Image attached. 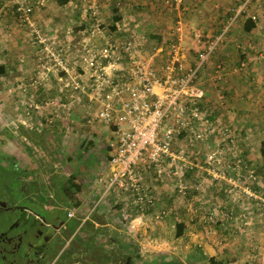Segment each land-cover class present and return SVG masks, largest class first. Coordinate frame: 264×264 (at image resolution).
I'll return each instance as SVG.
<instances>
[{"label":"crops","instance_id":"1","mask_svg":"<svg viewBox=\"0 0 264 264\" xmlns=\"http://www.w3.org/2000/svg\"><path fill=\"white\" fill-rule=\"evenodd\" d=\"M2 1L3 6L0 9V66L12 70L11 75L7 77L10 81L9 91L15 95V101L18 98L17 100L20 102H22V97L26 93L33 95L38 90H41L42 93L57 91L59 93L69 92L74 95L75 93L71 89L72 84L79 77L82 81L89 79L87 67L80 60L82 50L89 43L102 46L109 37L119 42L133 39L140 48L142 56L157 55L160 61L165 60L169 51V44L175 36L174 29L179 22L182 23L183 31L182 58L187 66H192L196 62L198 52L209 41L215 40L225 31L234 16V9L242 2V0H186L184 9L182 12H178L169 7L166 4V0H20L24 3H32L31 1L40 3L35 6L33 16L37 29L42 34L48 35L54 41L56 47L59 46L70 52L71 57L78 59L79 62L77 70L72 66L70 73H52L48 82L39 85L35 84L34 81H39L38 75L40 74L41 76V73H44L41 69H37L40 66H35L36 72H31V69L30 72H23L19 68L15 71V67H11V64L15 63L16 58L21 56L19 54L20 49L26 50V55L24 56L27 57V64H30V59L28 58L31 56L32 61V58L38 56L40 44L37 42L36 36L31 33L29 27L18 21L15 22V2L12 0ZM93 8L99 11V17L102 18L105 27V32L102 35L94 37L90 35V30L94 24V18L91 13ZM115 11H119L117 14L122 20L114 26L113 17ZM249 15L258 16V20L251 31L245 29V23L249 21ZM142 30L145 34L142 33ZM147 30L149 33H146ZM197 31L203 35L201 42H198L193 35ZM148 35H151V37ZM152 38H156L159 42L158 46L153 49L150 48V40ZM263 50L264 0H259L257 2L254 1L247 12L230 27L200 75V86L205 93L202 99L205 111L207 110L206 112L209 114L211 112L212 115H215L223 125L230 124L236 129L235 133L239 136L241 133H248L247 137H239V142L242 145L246 144V146L242 147L241 145V151L238 146L237 155L246 158L250 164L255 166L254 168L261 167L263 169L260 174L262 179H264V156L261 154L262 147H264ZM218 66L224 71L225 79L222 82L215 83L214 75ZM49 102L51 100L48 98L41 102L39 106L42 107V110H39L42 112L40 111L39 113L42 116L44 115L46 123L60 121L59 118L53 121V112L46 105ZM16 104L17 101L14 103V109L18 111L13 114L18 115L12 124L15 129L21 128L23 130L22 126L28 125L26 123L27 120L22 116V114L25 115V109L22 103L21 108ZM62 105L63 108L67 107L64 102ZM83 107L90 108L87 113L89 118L95 115L98 110L96 102L90 101L88 98L85 99ZM209 109L212 111L209 112ZM26 112V115H28V109ZM13 118L16 117L14 116ZM87 127L86 130L89 131L88 139L84 143L83 150L79 151V154L83 153L84 156L79 161V165L73 167L72 172L78 174L79 179L84 184V189L79 194V199L82 201V205L78 208L80 210H83L89 204V201L93 206L102 197L107 188L110 173L108 161L114 140L111 127L101 124H97L94 127L87 125ZM181 138L185 145V139L183 136ZM91 139L94 145L87 150L85 149L86 144ZM17 141H20V139L15 137L14 142L17 143ZM239 142L238 144L240 145ZM216 144L218 145V142ZM202 145L205 147L206 144ZM224 146V144L221 145V147ZM201 159H205V156ZM194 160H198L196 155ZM189 161L191 162L192 159H189ZM182 166L180 164L177 168L181 169ZM163 167L164 170L162 172L159 171L158 167L148 170L145 164H141L137 168L145 192L155 200L153 207L147 208L144 212L138 211L137 215L130 217L128 216V204L130 205L131 203L130 195L113 191V194H109L112 207L107 210V212L111 213L107 215V224L100 226L99 222H94V229L84 231L85 233L80 236L82 242H85L86 236H92V234L96 235V240L97 237L99 238L98 241L100 239L105 240L107 250L103 252L102 249V252L107 255V264H160L164 262L210 264L209 260L211 258L218 263L223 261L225 264H233L239 258H242L240 264H264V258L258 259L257 255H255L257 248H259L257 246L256 248L251 246L250 250L247 249L248 251L240 253L236 247L233 249L222 247L218 250L208 245L209 237L207 235L209 234V228L206 231H203L202 228L205 226V222L209 221L210 216H208V211L206 214L205 209H201L204 208L202 206L203 203H211L213 200L219 199V197L217 196V199H215L213 195V197L210 195L212 200H204L197 199V196H195L194 199L201 200L194 202L198 209L195 210L194 214L186 213L189 210L187 207L192 206L190 204L193 203L192 199H187L178 194L176 185L179 179L171 176V170H175V167L167 160L164 161ZM84 171H88L89 178L87 180L84 179V174H82ZM187 172L182 171L184 173L182 180L190 185L189 182L191 180L188 182L187 177L190 172ZM206 175H210L206 168H198L194 173L196 182L203 181L201 183L202 190L206 191L207 195L208 188L203 186L207 185V182L210 185L212 184L210 190H217L216 187H219L221 191H224L226 184V186L221 185L220 187V182L211 181L209 179L210 176L205 178ZM225 180L229 182L228 179ZM191 186H195V184L193 183ZM258 189L260 192L263 190L260 187ZM239 193L235 197L238 200L232 194L229 196L225 193L222 194L220 196V205H224L228 209H230L229 206L231 205L235 210L241 208L243 203H245L242 200L245 193L242 190ZM229 197L232 201L229 200ZM105 203H108V201H105ZM71 210H74V208ZM115 210L120 213H113ZM160 210H167L169 214L165 218L167 221L161 224L153 221L154 214ZM253 210H257L255 205ZM254 220L253 229L256 232L254 233L251 228V238H255V242H259L262 245L259 249L262 250L264 249V217H256ZM219 221L223 222L215 224V233H218L219 237H225L226 234L231 235L237 232L234 228L237 224L232 223L229 219L218 218L217 222ZM180 223L184 224V234L181 237H177L176 226ZM102 226H107V228L100 231L99 227ZM96 240L95 242L97 243ZM98 247L104 248V246L100 245ZM229 250L232 251L229 252ZM182 252L187 262L183 259L176 261L175 258L179 257Z\"/></svg>","mask_w":264,"mask_h":264},{"label":"built area","instance_id":"2","mask_svg":"<svg viewBox=\"0 0 264 264\" xmlns=\"http://www.w3.org/2000/svg\"><path fill=\"white\" fill-rule=\"evenodd\" d=\"M186 0H166V4L175 11L182 12ZM259 0H242L234 9V16L225 31L215 40L209 41L198 52L196 62L187 66L182 58V23L174 29V39L169 44L167 58L160 61L157 55L142 56L135 40L126 39L119 42L109 37L102 46L89 43L81 52L80 60L87 67L88 80L80 77L72 84V90L81 93L96 102V114L87 120V125H105L112 128L114 140L108 161L109 179L102 197L95 202L90 210L80 216L82 227L97 210L105 203L109 194L119 191L120 194L131 192L132 200L128 207H139L144 212L153 207L155 200L147 195L142 186L137 168L145 164L148 170L158 167L164 170L167 160L175 167L171 176L177 177V189L182 197L188 195V184L182 180V171L200 167L202 161L191 162L195 149L200 144H207L214 139L218 142V149L206 154L204 164L207 171L216 179H228L233 189L239 188L254 201V205L264 211V192L258 193L253 184L261 182L258 175L251 168L243 165V159L237 155L238 138L227 125H220L219 119H209V114L201 108L205 96L200 86V75L206 64L223 41L230 27L243 16L249 6ZM40 3H24L17 1L14 15L16 21L29 27L40 44V52L36 57L38 66L44 67L39 81L35 84L48 82L52 73H70L72 66L77 67L78 59L71 57L70 52L57 46L48 35L42 34L34 22L35 6ZM94 24L90 30L92 37L105 32L102 18L96 8L91 10ZM1 16V10H0ZM249 19L256 22L257 15H249ZM198 42L202 41V33L194 34ZM264 57V50L262 51ZM26 57H21L25 62ZM79 66V65H78ZM225 73L220 66L215 70V83L224 81ZM93 83V84H92ZM30 115L33 109L42 107L32 99L25 103ZM52 102L46 103L47 106ZM183 135L185 145L177 142ZM224 147L220 148V145ZM234 154L237 179L227 178L220 173L219 166L225 157ZM191 156V158H190ZM182 164V168H177ZM245 169L247 176H242ZM264 188V187H263ZM117 189V190H115ZM79 210V211H78ZM83 214L75 208L69 211V217ZM168 215L167 210L157 211L153 216L154 222L163 221ZM213 218L210 217L209 220ZM221 219V218H220ZM241 221L246 225L252 224L251 219L242 215ZM217 222V219H216Z\"/></svg>","mask_w":264,"mask_h":264},{"label":"rangeland","instance_id":"3","mask_svg":"<svg viewBox=\"0 0 264 264\" xmlns=\"http://www.w3.org/2000/svg\"><path fill=\"white\" fill-rule=\"evenodd\" d=\"M12 1H14L16 5L17 1L20 0H12ZM31 2H32L31 4L35 3L34 1ZM142 33L145 34L143 30ZM146 33H149V31L147 30ZM148 36L151 37V35ZM150 42H151L150 44L151 49L157 47L159 44L156 38L155 39L152 38ZM19 54L21 56L16 58L15 63H12L11 67L12 68L15 67V71L17 68H19L22 69L21 71L23 72L26 71L30 72V69L31 72H36L35 66L38 65L37 59L34 57L32 58L31 61V56H30L28 58L30 59L29 60L30 64H27V57L25 59V62H21L20 60L22 56L26 55V50L20 49ZM77 68L79 67L78 66L75 67V70H77ZM6 69H7V73L5 75H0V163L7 170L6 172H3L0 169V187L2 183L3 186L5 187V189L0 188V201L7 200V197H9L8 195H10V197H12L14 201L18 202V204L26 203L29 204L31 208H33L32 210H36L38 209L37 200L41 198L40 196H43L40 193V191L44 190L45 188L46 196L50 200L56 198L57 195L55 194L56 193L55 190L59 188L58 186L60 182L65 181L68 178V176L72 174L73 167L78 166L79 161L82 160V156L84 155L83 153L79 154V151L81 152L83 150V147L85 145L84 143H86L88 139L87 137L89 131L86 130V128H88L87 120L89 118V114L87 113L89 112L90 108L83 107L86 96L81 93L74 92L75 93L74 95L69 92L59 93L57 91H52V92L47 91L45 93L44 92L42 93L41 90H38V92L37 93L35 92V94L33 95L31 93L30 94L26 93L25 95L26 97L25 96L22 97V102L17 100L18 98L16 99V101L18 106H20V108L22 103L25 109V115L22 114V116L24 117L25 120L28 121V122L26 121L28 125L27 126L23 125L22 126L23 130L21 128L15 129L12 122L14 119H17L18 114L14 115L13 113L18 110L14 109L15 107L14 103L16 102L15 101L16 97L13 93L11 94L9 91L10 81L7 78L8 76L11 75L12 70L8 68ZM37 69L38 70L41 69V71H43L42 67H39ZM38 76L40 78V74ZM40 85H43V83H41ZM32 98H34L35 100ZM45 98H48L52 102V105L47 107L51 108V112H53L52 115V117H54L53 121H55V119L57 118H59L60 121L49 124L46 123L43 117L44 115L42 116V114L39 113L42 109L41 110L33 109L30 112L31 113L30 115H26L27 113L26 108L28 107H26L27 105L25 103L27 101L32 99L38 105H40ZM63 102L64 104L67 105V107L63 108L62 105ZM14 116L16 118H13ZM214 119H217V117H215ZM220 125L223 124L220 123ZM94 126L96 125H92L90 127H94ZM227 126H229L234 131V133L236 132V129H234L230 124H228ZM235 135L237 136L239 142V137L241 138L247 137L248 133L247 132H244V134L241 133L240 136L235 133ZM15 137L17 139H20V141H17V143H15L14 142ZM179 142L184 144L182 140ZM216 143L217 142L214 139L212 142L207 143L205 147L202 144L198 145V147L194 151L196 153L195 155L197 156L198 161L201 160L202 163L201 165H199L200 167H196L195 169L207 168V164H204L203 163L204 159L202 160L201 158L203 156L206 157V154L208 152H212L218 149V145ZM241 145L242 143H240L239 145L240 151L242 150V147L246 146V144L240 147ZM248 145L252 146L251 144ZM233 156L235 155L234 154L227 155L226 156L227 159H225V162H223V164L219 166V169H220V173L221 172L225 173L228 176L227 178L235 179L230 169V165H232V161H234ZM195 162L196 160H194V164H196ZM247 164L249 166L255 167L249 162ZM12 169L14 170V172H16V175L11 174V171L13 173ZM85 169L87 170V168ZM2 173H4V175H1ZM82 174H84V179L87 180L89 178L88 171H84ZM209 176H210L209 179H211V181L213 180L220 182V187L221 185L223 186L227 185L224 191H221L219 187H216L217 190H210L212 184L210 185L209 182H207L208 183L207 185H203L204 188H208V195H207V192L202 190L201 183L203 181L199 183L197 182L196 184V180H191V182H189L190 185H188L189 187L188 195L185 198L192 199L193 203H190L192 204V206L187 207V209L189 210H187L186 213L194 214L195 210L198 209L194 205V202L201 200L194 199L195 196H197V199L200 198L204 200H209V199L212 200V198H210V195L211 196L213 195L215 199H217L218 196L219 199L213 200L211 203L210 202L203 203L202 206H204V208L201 209V210L205 209L206 214L208 211L209 212L208 216L213 218L212 220L205 222L206 224H204L205 226L202 228L203 231H206L209 228L208 229L209 234L208 235L206 234L209 237L208 245H211L218 250L219 248L222 247H225L227 249H233L236 247L237 249H239L240 253L244 251H248L247 249L250 250L251 246L254 248H256L257 246L259 248H257L255 255H257L258 259L259 258L263 259L264 249L259 250L260 246L262 245L259 242H255V238H251L250 232H251V228L254 233L256 232L255 229H253V226L255 224L254 219L256 217H264V211L261 209L258 210L256 206L255 207L257 210L254 211L253 210L254 201L250 199L249 196L246 194H244L243 197L244 199L242 198V200H244L245 203H243V206L241 208L239 209L237 208V210H235L232 205L229 206L230 209H228V207L224 205H220L221 202L220 196L222 194L225 193L228 196L232 194V196L235 198L240 194L239 192H241V189L237 188L234 190L233 188H230L232 186H229V182H227L225 179L222 178L216 179L211 174ZM209 176L206 175V177L205 176L203 177L208 178ZM193 183L195 184V186H191V184ZM36 188H38V190ZM190 193L192 194L190 195ZM109 198H106V201H108V203L101 204L97 208V210L93 213V215H91L90 219L86 222L85 225H90V223H92L90 230L94 229L95 227L94 222H99L101 223V225H104L105 223L107 224L108 221L107 215L111 214L107 212V210L112 207L111 205L112 202L111 200H109ZM231 198L229 197V200L232 201ZM29 200L31 201L27 203V201ZM10 201L11 200H9V203L12 204ZM90 208H92V204L89 201V204H87L86 207L82 210L83 214L79 213L77 215L83 217V215H85L90 210ZM113 213L118 214L120 212L115 210ZM12 215L13 214L10 212L0 211V232L9 226L10 222L12 221ZM242 215H245L246 217L251 219L252 224L250 226H246L241 221ZM218 218L224 220L229 219L230 221H232V223L237 224L236 227L238 228L234 227L237 230V232L231 235L226 234L225 237L222 236L219 237V234L215 233L216 230L215 224H218V222H216V219ZM166 221L167 220L164 219L163 221L160 222V224ZM221 223L223 222L220 221V224ZM165 227L168 228L167 225H165ZM106 228L107 226L99 227V229L101 230ZM83 234L84 233H82V235ZM94 235L95 234H92L93 237ZM98 239H99L98 237L97 240L95 239L97 241L96 246L98 248L96 254L105 255L106 253H103L105 250H107V248L105 247L106 245L105 240L100 239L98 241ZM98 245L104 246V248L102 247L103 252H100V247H98ZM230 251L232 250H229V252ZM171 256L174 257L173 255ZM175 259L176 261L183 259L184 261L187 262V259L185 258L183 252L180 253L179 257H176ZM99 260L100 259L97 257V261ZM241 261L242 258H239L238 261L235 260L233 264H240Z\"/></svg>","mask_w":264,"mask_h":264},{"label":"flooded vegetation","instance_id":"4","mask_svg":"<svg viewBox=\"0 0 264 264\" xmlns=\"http://www.w3.org/2000/svg\"><path fill=\"white\" fill-rule=\"evenodd\" d=\"M43 191L36 210L18 204L10 195L0 201L5 204L0 205V211L13 214L9 226L0 232V264H107L106 254H96L93 237L86 236L82 242L84 225L73 229L80 216L69 217L71 209L62 207L57 198L44 199Z\"/></svg>","mask_w":264,"mask_h":264},{"label":"trees","instance_id":"5","mask_svg":"<svg viewBox=\"0 0 264 264\" xmlns=\"http://www.w3.org/2000/svg\"><path fill=\"white\" fill-rule=\"evenodd\" d=\"M2 6H3V1L2 0H0V9L2 8ZM118 10V9H117ZM119 11H115V15H114V17H113V23H114V26L117 24V23H119L121 20H122V18L119 16V14H117ZM255 23L256 22H254L253 20H251V19H249V21H247L246 23H245V29L247 30V31H251L253 28H254V25H255ZM115 28V27H114ZM7 73V69H6V67H4V66H0V75H5ZM201 108H202V110L203 111H205V108L203 107V104H202V102H201ZM207 111V110H206ZM209 111V110H208ZM210 111H212L211 109H210ZM209 111V112H210ZM208 113V112H207ZM209 114V113H208ZM214 118H215V115H212L211 114V112H210V114H209V119H213L214 120ZM49 121H50V119H49ZM48 123V122H47ZM49 124V123H48ZM183 135H180L179 136V139H178V141L177 142H179V141H181L182 140V137ZM93 145H94V142H92V140H90V141H88V143L86 144V147H85V149H87V150H89L90 148H92L93 147ZM261 154H262V156H264V147H262V150H261ZM232 155V154H231ZM240 155H238V157H239ZM236 156H233V160L234 161H232V165H230V167H235V165H236V158H235ZM190 158H191V156H190ZM239 158H242L241 156L239 157ZM193 161H194V158H191ZM225 159H227V157H225ZM243 159V165L244 166H246V167H248V168H251V169H253L254 171H255V173H256V175H258V177H259V180H260V182H261V185L259 184V183H256V184H253V189L254 190H256L258 193H263L264 192V179H262L261 177H260V174L262 173L261 171L263 170L261 167H256V168H254V167H252V166H249L248 164H247V161H246V159L245 158H242ZM224 162H225V160H224ZM0 169L3 171V172H6L7 170H6V168L3 166V165H1V163H0ZM231 169V168H230ZM195 171H196V169H195V167L193 168V169H190V170H188V172L187 173H189L188 174V182H189V180H195L194 179V173H195ZM231 171H232V169H231ZM12 174V173H11ZM191 174V175H190ZM1 175H4V173H2ZM16 175V174H15ZM232 175H234L233 177H235L236 179H237V175H236V172H233L232 171ZM248 174H247V171H245V169L243 170V172H242V176H244V179H245V176H247ZM18 178H19V176H18ZM80 177H79V175L78 174H75V173H72V174H70L69 176H68V178L65 180V181H61L60 182V184H59V188L57 189V190H55V194L57 195V201L59 202V204L62 206V207H65V208H68V209H72V208H79L81 205H82V201L79 199V194H81L82 193V191H83V189H84V184L80 181V179H79ZM264 178V177H263ZM191 182V181H190ZM196 184H197V182H196ZM229 186H231L230 185V183H229ZM262 188L263 190H262V192H260V190L258 189V188ZM0 188H2V189H5V187L3 186V183L1 184V187ZM1 189V190H2ZM37 190H38V188H36ZM45 192H46V189L44 188V191H43V193H44V196H46V194H45ZM42 194V193H41ZM128 194L130 195V198H131V200H132V195H131V192H128ZM192 193H190V195H191ZM43 195V194H42ZM44 199H47V196L44 198ZM141 212L140 211V209H139V207H129L128 208V216H135V215H137L138 213L137 212ZM126 213H127V211H126ZM168 216V215H167ZM218 223H220V221L218 222ZM81 220L79 221H76L74 224H73V229L75 230V229H77V228H80V226H81ZM86 224V223H85ZM84 224V226L82 227V230H84L85 229V231H89L91 228V225H92V223H90V225H85ZM100 226H101V223H100ZM177 232H176V236L177 237H181V236H183V234H184V224L183 223H180V224H178L177 226ZM100 231H103V229L101 230V229H99ZM91 231V230H90ZM91 237H93V236H91ZM88 239V238H87ZM93 239L95 240V235H94V237H93ZM88 244H86L85 246H87ZM97 248V247H96ZM98 249V248H97ZM96 249V250H97ZM209 262H210V264H225L223 261H220V263H218V262H216L213 258H211L210 260H209ZM160 264H175L174 262H164V263H160Z\"/></svg>","mask_w":264,"mask_h":264},{"label":"water","instance_id":"6","mask_svg":"<svg viewBox=\"0 0 264 264\" xmlns=\"http://www.w3.org/2000/svg\"><path fill=\"white\" fill-rule=\"evenodd\" d=\"M0 205H5L4 202H0Z\"/></svg>","mask_w":264,"mask_h":264}]
</instances>
